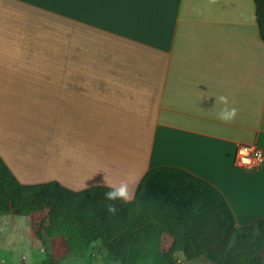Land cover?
Masks as SVG:
<instances>
[{"label": "crops", "instance_id": "1", "mask_svg": "<svg viewBox=\"0 0 264 264\" xmlns=\"http://www.w3.org/2000/svg\"><path fill=\"white\" fill-rule=\"evenodd\" d=\"M239 145L264 151L254 0H0V157L20 183L127 182L131 201L150 169L179 168L243 227L264 219V164L236 166Z\"/></svg>", "mask_w": 264, "mask_h": 264}, {"label": "trees", "instance_id": "2", "mask_svg": "<svg viewBox=\"0 0 264 264\" xmlns=\"http://www.w3.org/2000/svg\"><path fill=\"white\" fill-rule=\"evenodd\" d=\"M264 41V0H254ZM105 186L76 192L58 182L24 185L0 157V214L28 215L32 239L41 245L64 240L68 256H81L96 243L121 264H176L207 258L213 264H264V219L239 227L226 197L212 184L183 169L154 167L127 203L110 201ZM114 204L115 214L108 212ZM172 243L165 251L166 238Z\"/></svg>", "mask_w": 264, "mask_h": 264}, {"label": "rangeland", "instance_id": "3", "mask_svg": "<svg viewBox=\"0 0 264 264\" xmlns=\"http://www.w3.org/2000/svg\"><path fill=\"white\" fill-rule=\"evenodd\" d=\"M30 221L31 218L28 215L0 214V264H40L49 258L58 261L61 257L68 255L64 240L54 239L44 246L32 239ZM171 243L172 239L166 238L161 251L167 250ZM65 264L121 263L103 245L96 243L84 255L68 256ZM154 264H164V259L159 257ZM176 264L213 263L204 257L188 261L181 253H177Z\"/></svg>", "mask_w": 264, "mask_h": 264}, {"label": "clouds", "instance_id": "4", "mask_svg": "<svg viewBox=\"0 0 264 264\" xmlns=\"http://www.w3.org/2000/svg\"><path fill=\"white\" fill-rule=\"evenodd\" d=\"M217 99V98H216ZM219 102H221L224 106L218 113V119L223 122H232L237 117V108L234 106H230L229 98L225 95H221L218 98ZM246 150H241L242 157H244V162H248V158L245 155ZM257 162H264V152L257 151L255 153ZM106 179V178H105ZM107 184V180H106ZM107 186L110 188V190L105 194L106 199L110 201H123L124 203H127L131 198L132 194L129 191V186L127 182H121L118 186H114L111 184H107ZM117 211L114 204H110L108 206V212L115 214Z\"/></svg>", "mask_w": 264, "mask_h": 264}, {"label": "built area", "instance_id": "5", "mask_svg": "<svg viewBox=\"0 0 264 264\" xmlns=\"http://www.w3.org/2000/svg\"><path fill=\"white\" fill-rule=\"evenodd\" d=\"M243 149L246 150L245 155L249 159L248 162H244V157H242L241 150ZM257 151L264 152L261 148L255 145H239L237 148V155L235 160L236 166L246 170H260L264 162H257L255 155Z\"/></svg>", "mask_w": 264, "mask_h": 264}]
</instances>
